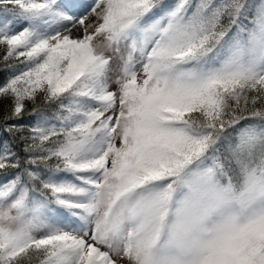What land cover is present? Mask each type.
I'll return each mask as SVG.
<instances>
[{
    "label": "snow or ice",
    "instance_id": "snow-or-ice-1",
    "mask_svg": "<svg viewBox=\"0 0 264 264\" xmlns=\"http://www.w3.org/2000/svg\"><path fill=\"white\" fill-rule=\"evenodd\" d=\"M0 264H264V0H0Z\"/></svg>",
    "mask_w": 264,
    "mask_h": 264
},
{
    "label": "trees",
    "instance_id": "trees-1",
    "mask_svg": "<svg viewBox=\"0 0 264 264\" xmlns=\"http://www.w3.org/2000/svg\"><path fill=\"white\" fill-rule=\"evenodd\" d=\"M2 55V53H0ZM8 75L7 71H0V83H2L5 79V77Z\"/></svg>",
    "mask_w": 264,
    "mask_h": 264
}]
</instances>
